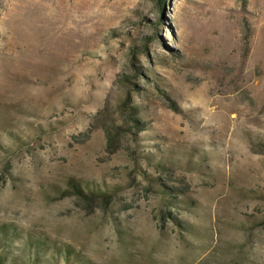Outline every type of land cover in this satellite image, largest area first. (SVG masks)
Here are the masks:
<instances>
[{
  "label": "rangeland",
  "instance_id": "obj_1",
  "mask_svg": "<svg viewBox=\"0 0 264 264\" xmlns=\"http://www.w3.org/2000/svg\"><path fill=\"white\" fill-rule=\"evenodd\" d=\"M0 264H264V0H0Z\"/></svg>",
  "mask_w": 264,
  "mask_h": 264
},
{
  "label": "trees",
  "instance_id": "obj_2",
  "mask_svg": "<svg viewBox=\"0 0 264 264\" xmlns=\"http://www.w3.org/2000/svg\"><path fill=\"white\" fill-rule=\"evenodd\" d=\"M169 0H160V5L163 6V4H165L166 2H168ZM162 11V10H161ZM78 189V191H80V188H76Z\"/></svg>",
  "mask_w": 264,
  "mask_h": 264
}]
</instances>
